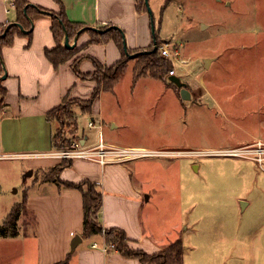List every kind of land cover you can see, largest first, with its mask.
Returning <instances> with one entry per match:
<instances>
[{
	"label": "crops",
	"instance_id": "1",
	"mask_svg": "<svg viewBox=\"0 0 264 264\" xmlns=\"http://www.w3.org/2000/svg\"><path fill=\"white\" fill-rule=\"evenodd\" d=\"M15 1L0 0V27L15 21V6L8 11ZM30 2L34 6L51 11L60 12L63 9L71 22L87 27L119 26L125 32L127 47L129 46L131 50L148 49L154 42L150 39L152 27L149 11L143 12L137 8L140 0H30ZM51 25L52 21L48 15L37 17L33 25L31 42L27 37L18 36L13 46L4 48L2 52L8 74L3 80V86L8 93L0 114V153L16 155L47 153L54 150L52 139L55 125L46 117L47 113L60 106L67 95L89 99L96 87L95 82H83L78 77L72 68L75 58L55 68L46 57L45 51L57 46ZM81 36L76 39L77 47L89 43V34ZM78 55L93 56L108 66L119 62L123 56L113 40L105 44L89 43ZM212 59L217 60L216 57ZM80 70L83 73L93 72L92 60H83ZM190 86L191 88L187 85L191 100L182 98L181 88L171 81H160L151 85L135 84L123 94L117 89L118 86L112 91H105L95 100L88 117L93 120L95 126L90 127L89 123L88 132L82 131L79 127L76 138L84 140L88 146L98 143L102 137L106 144L120 147L194 152L223 150L214 147L198 150L182 149L186 144L203 147L208 144L204 138L196 139L195 136L190 140L185 139L186 114L195 115L200 110L205 112L207 108L210 109L208 103L202 102L203 96L195 93L193 86L191 84ZM157 90L163 93L154 94L153 91ZM85 95H89V98ZM205 95L209 96L208 92ZM214 99L220 102L219 98L214 97ZM206 125H211L207 118L194 122L191 128L196 130ZM17 160L24 161L28 169L38 171L43 183L52 185L50 186L52 190L48 192L26 193L28 194L26 213L32 216V225L29 226L33 228L32 233L36 234L38 240L34 264L63 262L69 252L72 253L70 264H145L138 259L124 257L117 250L104 252L99 247L105 244L102 236L82 237L84 226L82 192L64 185L59 186L53 180L44 179L45 174L60 166L61 162L50 158H17L0 161ZM193 165L196 170L200 169V163ZM147 168V165L141 163L132 165V162L108 164L102 167L94 161L77 159L73 161L72 166L63 169L60 178L74 184L85 180L97 183L100 191L103 192V210L100 219L104 228L107 230L119 228L125 231L131 240V247L142 249L148 254H156L164 251L173 241L182 238L183 264H202L203 259L217 261L218 255L207 258L198 254L200 257H192L188 262L184 237L189 227L204 222L207 214L201 210L191 218L188 212L182 213L181 216L167 213L160 217L159 207L157 208L156 205L158 197L156 187L161 186L165 190L164 194L159 196L162 202L160 204L164 203L170 207L175 201L179 208H183L187 199L180 192L174 200L171 195L174 189L169 190L172 186L170 181L151 183L150 178L145 174ZM19 221L17 238L21 233ZM29 233L31 234V231ZM77 236L82 240L72 251V242ZM17 238L1 237L0 240L11 243ZM88 240L91 241V246L87 243ZM95 243L98 247L94 249L92 246ZM193 248V251L200 249L196 245ZM8 256L9 259L5 264H21V262L31 264L27 263L26 252L21 255L20 261L12 255ZM239 256L241 255L237 254V257ZM223 264L227 263L223 261Z\"/></svg>",
	"mask_w": 264,
	"mask_h": 264
},
{
	"label": "rangeland",
	"instance_id": "2",
	"mask_svg": "<svg viewBox=\"0 0 264 264\" xmlns=\"http://www.w3.org/2000/svg\"><path fill=\"white\" fill-rule=\"evenodd\" d=\"M149 8L151 42L155 23L157 36L163 41L160 48L168 44L171 52L177 48L181 53L178 60L169 59L174 63L175 75L189 88L191 84L193 91L203 96L202 102L210 106L205 112L200 110L195 115L185 116V139L195 136L196 139L204 138L208 144L204 147L186 144L182 149L214 147L229 150L259 141L264 143V0H149ZM135 51L117 84L121 94L135 84L160 83L147 77L134 83V68L138 62L135 56L142 49ZM76 111L80 129L90 131L88 124L93 120L88 118L89 114L80 108ZM206 118L211 125L196 130L191 128L194 122ZM131 162L132 165L148 166L145 174L151 183L170 181L169 190L174 189L171 194L174 200L180 192L186 196L183 208L175 201L169 207L160 204L159 196L164 194V188L156 187L160 217L167 213L181 216L188 212L191 218L201 210L206 212V220L189 227L184 237L188 262L201 254L207 258L218 255L217 261L203 259L202 264H223V261L227 264H264V162L209 151ZM194 163H200V169L196 170ZM26 165L18 160L0 161V226L26 193L52 190V185L42 182L38 171L28 169ZM50 177L51 171L44 179ZM23 210L19 221L22 226L20 237H15L17 239L11 243L0 240V264L6 263L8 255L20 261L24 252L28 255L27 263H35L38 240L29 226L32 216L25 208ZM87 243L92 244L90 240ZM195 245L200 249L193 251ZM237 254L241 256L237 257Z\"/></svg>",
	"mask_w": 264,
	"mask_h": 264
},
{
	"label": "trees",
	"instance_id": "3",
	"mask_svg": "<svg viewBox=\"0 0 264 264\" xmlns=\"http://www.w3.org/2000/svg\"><path fill=\"white\" fill-rule=\"evenodd\" d=\"M176 0H167V2ZM178 1V0H177ZM142 4H138L139 11L148 12L145 0H140ZM139 2V3H140ZM16 19L0 27V114L4 108V100L8 90L3 86V76L6 72L5 62L2 52L6 47H12L16 37L22 36L29 38L31 42L34 32V21L37 17L48 15L52 21V32L57 46L53 49L45 51L46 57L53 63L55 68L75 58L72 68L77 73L78 77L84 81H94L96 87L89 99L81 100L77 97L72 98L67 95L63 98L60 106L52 109L47 113L49 121L54 123L52 147L54 150L60 151L62 149L70 148L72 140L76 138L79 130V119L76 108H80L83 113L90 114L95 104V100L105 91H112L120 82L126 72L127 64L132 61V56L135 50L127 47V39L125 32L119 26L106 25L99 27L104 31L99 32L93 27L85 26L80 23L71 22L65 11L61 9L60 12L51 11L34 6L30 0H16L15 1ZM155 29V23H153ZM9 27V28H8ZM24 31H23V29ZM89 34V43L105 44L110 41H115L123 55L119 62L112 66L102 64L93 56L78 55L83 47H75L69 49L65 46V37L68 35L70 41L73 43L78 37L83 34ZM154 42L148 49L138 51L135 56L137 64L135 65L134 83L142 78H154L161 82H166L170 78L168 76L174 69L172 60L163 59L160 56L159 48L163 41L157 36L156 31H153ZM29 42V43H30ZM31 44V43H30ZM155 46L157 49L154 50ZM134 58V59H135ZM91 59L94 64V71L90 73H83L80 66L83 60ZM168 76V77H167ZM72 135V137H70ZM71 161L63 160L61 165L51 169V179L59 186H66L68 188L79 189L83 194V238H92L95 236L104 237L105 243L114 244L116 250L124 257L135 258L145 264H183L184 258V243L183 239L179 238L173 241L164 251L156 252V254H148L142 249H135L130 246V238L126 232L119 228H104L101 222V212L103 210V192L100 191L99 185L88 180L82 181L78 184L64 181L60 178L63 169L72 166ZM47 180V181H48ZM28 194L22 202L15 205L11 213L6 217L4 224L0 226L1 237H16L19 235L18 221L23 213V209L27 205ZM72 253L69 252L67 258L63 262L56 264H70Z\"/></svg>",
	"mask_w": 264,
	"mask_h": 264
},
{
	"label": "built area",
	"instance_id": "4",
	"mask_svg": "<svg viewBox=\"0 0 264 264\" xmlns=\"http://www.w3.org/2000/svg\"><path fill=\"white\" fill-rule=\"evenodd\" d=\"M13 1V0H12ZM14 2L10 5L14 7ZM168 44L165 47L159 49L162 57L168 59L178 60L180 57V52L176 48L171 52L169 50ZM171 75H175V70L172 71ZM90 127L95 126V123L91 121L89 124ZM208 152V151H207ZM218 155L223 156H235V157H250L254 158L256 161L263 163L264 162V143L259 141L254 144H247L242 147L230 148L229 150H213L209 151ZM198 153H205L204 151H189V150H171V149H160V148H146V147H125V146H115L111 144H106L103 141V138L100 137L98 143L88 146L85 144V141L79 137L72 140L70 148L62 149L60 151L52 150L47 153H32V154H5L0 153L1 159H17V158H29V159H54L59 162L63 160L76 161L77 159L85 160L88 162H97L102 167L108 166V164H123L131 161H138V159H153V158H168V157H183L184 155H198ZM98 244H93L92 248H97ZM114 244L105 243L102 246V250L108 253L111 250H116Z\"/></svg>",
	"mask_w": 264,
	"mask_h": 264
},
{
	"label": "water",
	"instance_id": "5",
	"mask_svg": "<svg viewBox=\"0 0 264 264\" xmlns=\"http://www.w3.org/2000/svg\"><path fill=\"white\" fill-rule=\"evenodd\" d=\"M145 2H146V5H147V8H149V0H145ZM149 10H150V8H149ZM8 28H9V27H8ZM22 29H23V28H22ZM94 29H96V30L99 31V32H103V31H104V29H103V30L98 29V28H94ZM154 30H155V29L153 28V31H154ZM23 31H24V29H23ZM65 41H66V42H65V46H66L67 48H69V49H74L75 46H76L77 43H78V41L75 40L74 45H72V44H71V41H70V39H69V37H68V35H66V37H65ZM156 49H157V46H155L154 50H156ZM207 62L209 63V61H207ZM7 76H8V74L5 72V75L3 76V80L6 79ZM169 80H170L171 82L177 84L178 87L181 88V96H182V98H184L185 100H191V99H192V98H191L190 90L187 88V84H186V83L182 82V81H181L176 75H171L170 78H169ZM81 240H82V238L79 237V236H77V237L74 238V240H73V242H72V251H74V250L76 249V247L80 244Z\"/></svg>",
	"mask_w": 264,
	"mask_h": 264
},
{
	"label": "bare ground",
	"instance_id": "6",
	"mask_svg": "<svg viewBox=\"0 0 264 264\" xmlns=\"http://www.w3.org/2000/svg\"><path fill=\"white\" fill-rule=\"evenodd\" d=\"M164 58V57H163ZM180 58V57H179Z\"/></svg>",
	"mask_w": 264,
	"mask_h": 264
}]
</instances>
